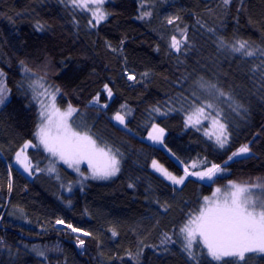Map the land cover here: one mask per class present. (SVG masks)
<instances>
[{
	"label": "trees",
	"instance_id": "1",
	"mask_svg": "<svg viewBox=\"0 0 264 264\" xmlns=\"http://www.w3.org/2000/svg\"><path fill=\"white\" fill-rule=\"evenodd\" d=\"M133 2L136 15L127 14L121 0H106L110 15L91 27L90 14L61 0H0V70L9 90L0 105V264H193L179 241L162 245L163 234L177 239L188 214L200 209L214 186L264 182V65L254 71L261 64L259 54L245 58L218 43L221 37L226 44L242 39L264 49V0H232L227 7L222 0ZM144 11L151 17L140 19ZM185 28L187 46L177 53L170 40L173 35L181 39ZM25 65L32 71L26 73ZM129 73L136 79L128 80ZM41 77L60 89V108L71 103L79 110L74 127L119 150L117 175L80 178L42 147L27 150L42 171L28 176L15 166L23 144L37 143L40 105L29 84ZM201 83L216 85L232 100L218 101ZM105 84L113 91L110 101ZM193 92L220 109L218 119L230 133L225 148L209 138L215 129L211 119L201 117V124L186 126ZM97 94L107 108L91 103ZM157 107L160 112L153 111ZM117 111L127 113V127L112 119ZM152 124L164 128L165 145L184 164L206 159L226 171L209 183L189 178L175 187L151 169L155 159L175 175L183 173L166 150L143 139ZM244 144L251 154L225 165ZM50 162L55 173L46 169ZM69 184L71 192L65 188ZM57 219L83 231L74 233L57 225ZM77 236L85 240L83 247ZM41 251L44 256L38 255ZM196 251L199 264H220L199 247ZM226 260L264 264V253Z\"/></svg>",
	"mask_w": 264,
	"mask_h": 264
},
{
	"label": "snow or ice",
	"instance_id": "2",
	"mask_svg": "<svg viewBox=\"0 0 264 264\" xmlns=\"http://www.w3.org/2000/svg\"><path fill=\"white\" fill-rule=\"evenodd\" d=\"M61 2L71 5L74 11L90 14L88 24L91 27H98L110 15L104 8L106 0H61ZM231 2L232 0H222L225 7L230 5ZM151 15V12L144 11L139 18H149ZM178 19H180L178 16L169 18L167 23L172 24L174 20ZM37 27L42 29L43 26L38 24ZM208 31L214 32L215 30L209 28ZM180 35L181 39H177L173 35L169 44V47L177 53L187 46V28L183 29ZM218 43L220 47H228L232 53L245 58H254L259 54L261 64L254 66V71L259 70L264 65V49L255 48L247 40L238 39L234 43L226 44L221 37ZM113 50L115 51V49ZM21 64L24 65V62L21 61ZM24 71L28 73L32 70L25 65ZM143 75L146 76L147 73ZM126 78L135 80L136 76L129 73ZM43 79L41 77L29 84V88L33 90L34 98L40 105L41 123L34 134L37 143H33L31 140L26 141L20 150L15 153L16 163L29 175H32L34 169L35 171H42L38 165L33 164L27 152L29 148L42 147L51 157L63 161L64 164L74 169L84 179L89 177L81 172L80 166L82 164L87 165L91 179H109L117 175L121 170L122 154L119 150H113L106 144L101 145L93 135L89 134V131L79 130V126L74 127L73 116L79 110L73 107L71 103L62 110L56 103V97L60 93V89L56 87L50 91L49 89L52 86L46 87L42 82ZM3 80L4 73L0 70V105L4 104L7 98L6 94L9 91L3 86ZM200 86L208 91L210 95L215 96L218 101H224L225 98L229 102L232 100L229 94L218 89L214 84L201 83ZM104 91L106 100L110 101L113 91L108 84L104 85ZM192 96L190 111L186 114V126L201 124V117L211 119L216 130L211 133L209 138L214 136L215 143L219 148H225L230 142V133L227 130V124L218 119L221 115L220 109L207 100L200 101L196 96V92H193ZM40 97H47V102L45 99H40ZM91 103L99 105L101 108L108 107V103L101 104L99 94L93 98ZM239 107L240 105H237L236 109ZM125 108V105L121 106V110ZM153 111L160 112V109L157 107ZM162 114L166 115L167 113ZM126 115V112L122 114V111H117L112 119L127 127ZM164 132V128L152 124L147 139L163 145ZM205 134L209 135L207 132ZM164 147L167 148V145H164ZM169 151L171 150L169 149ZM250 152L251 149L248 144L241 145L237 151L228 156V160L224 163L226 165L234 157ZM172 155L175 156L174 153ZM176 159L178 163L183 165V175H174L155 159L151 161V167L160 173L163 178L171 181L172 185H183L189 177H198L202 181H214L218 174L226 171V168L220 164L211 163L209 165L206 159L200 163L192 161L190 164H184L178 157ZM47 171L50 173L55 172V165L53 164ZM57 179H59V176H57ZM8 187L11 191V183ZM129 187H132V185H129ZM67 190L72 191L71 184L67 186ZM70 203L71 201H69ZM55 223L65 225L67 229L74 233L83 231L74 227L71 223L65 224L62 219H57ZM83 235L89 236L91 234L83 232ZM112 235L116 236L117 232L112 230ZM76 239L79 246L83 247L85 245V240L80 236H77ZM178 241L182 246V251L186 253L193 264H199L197 247L201 252H206L207 256L213 261L220 262V264H229L226 258L235 257L244 260L246 253H264V182L238 184L230 181L224 189L217 187L211 196L203 197V205L196 213L188 214L186 221L178 229L177 239H173L171 235L164 233L160 243L167 245L175 244ZM38 255L44 256V253L41 251L38 252Z\"/></svg>",
	"mask_w": 264,
	"mask_h": 264
},
{
	"label": "rangeland",
	"instance_id": "3",
	"mask_svg": "<svg viewBox=\"0 0 264 264\" xmlns=\"http://www.w3.org/2000/svg\"><path fill=\"white\" fill-rule=\"evenodd\" d=\"M120 7L127 13V14H129V15H136V11H135V4H134V2H133V0H121V3H120ZM37 79H39V78H32L31 79V82L32 81H34V80H37ZM44 84H45V86L47 87V86H51L50 84H48V83H46V81H42ZM54 88L53 87H51L49 90L51 91V90H53ZM40 99H45L46 100V102H47V97H40ZM62 110L63 109H65V108H61ZM122 114H124V113H122ZM125 119H126V117H125ZM115 121V120H114ZM119 126H121V127H125L124 125H121V124H119L117 121H115ZM158 125V124H157ZM159 127H161L160 125H159ZM162 128V127H161ZM216 129H213V132L215 131ZM150 131H151V129H150ZM149 131V132H150ZM148 132V133H149ZM147 136H148V134L143 138L145 141H147V142H149V143H152V144H154V145H156V146H158V147H161V148H163L164 150H166L176 161H177V159H176V157L175 156H173L172 154V152L171 151H169V149L168 148H165L164 147V145H165V137H166V131L164 132V144L162 145V144H158V143H154L153 141H151V140H149V139H147ZM237 151V150H236ZM251 154V152L250 153H248V154H245V155H241V156H238V157H234L232 160H234V159H237V158H241V157H245V156H248V155H250ZM48 155L50 156V154L48 153ZM51 157V156H50ZM51 158H53V157H51ZM54 160H56V161H58V162H61V163H63V161H59V160H57V159H55V158H53ZM231 160V161H232ZM181 161V160H180ZM178 162V161H177ZM229 162V161H228ZM15 166H17L22 172H24L26 175H28V176H31V175H29L27 172H25L24 170H23V168L19 165V164H17L16 163V160H15ZM54 163L52 162H50L47 166H46V169H48L49 167H51L52 165H53ZM180 164V163H179ZM68 166V165H67ZM182 167H183V165H182ZM74 173H76L80 178H83V177H81L80 176V174L78 173V172H76V171H74V169H72V168H70ZM80 169H81V172H83L84 174H85V176H88L89 178H90V173H89V169H88V167H87V165L86 164H82L81 166H80ZM85 169H86V171H85ZM151 169L154 171V172H156L152 167H151ZM190 171L192 170V169H189ZM199 170V169H198ZM56 172V171H55ZM55 172H51V173H55ZM157 174H159V175H161L160 173H158V172H156ZM174 174V173H173ZM175 175V174H174ZM181 175H183V173L181 174ZM177 176H179V175H177ZM114 177V176H113ZM112 178V177H111ZM189 178H194V179H198V180H200L198 177H189ZM188 178V179H189ZM187 179V180H188ZM168 181V180H167ZM186 181V180H185ZM200 181H202V180H200ZM168 182H170L171 183V181H168ZM203 182H205V183H209V182H211V181H207V180H203ZM231 182H234V181H231ZM235 183H237V182H235ZM172 184V183H171ZM229 184V182L227 183V184H225V185H222V186H219V185H216V186H214V188H213V192L215 191V189L217 188V187H220L221 189H224L225 188V186H227ZM238 184H244V183H238ZM175 187H177V188H180L182 185H174ZM66 189H67V186L65 187ZM65 192H67V191H65ZM212 192V193H213ZM211 193V194H212ZM211 194L210 195H208V196H211Z\"/></svg>",
	"mask_w": 264,
	"mask_h": 264
}]
</instances>
